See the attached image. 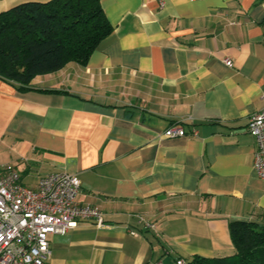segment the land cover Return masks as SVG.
<instances>
[{
  "label": "crops",
  "instance_id": "0c3cea01",
  "mask_svg": "<svg viewBox=\"0 0 264 264\" xmlns=\"http://www.w3.org/2000/svg\"><path fill=\"white\" fill-rule=\"evenodd\" d=\"M49 1L0 0V14ZM100 2L113 31L85 65L28 90L0 77V166L33 190L74 174L78 204L102 212L101 227L50 236L48 264L233 255L232 221L264 226L248 130L264 107V0ZM172 126L186 136L167 139Z\"/></svg>",
  "mask_w": 264,
  "mask_h": 264
},
{
  "label": "trees",
  "instance_id": "16d2710c",
  "mask_svg": "<svg viewBox=\"0 0 264 264\" xmlns=\"http://www.w3.org/2000/svg\"><path fill=\"white\" fill-rule=\"evenodd\" d=\"M113 31L100 0L27 2L0 14V77L28 90L39 75L67 64L85 65ZM235 253L195 257L186 264H264V226L246 220L229 225Z\"/></svg>",
  "mask_w": 264,
  "mask_h": 264
},
{
  "label": "built area",
  "instance_id": "2783aa9c",
  "mask_svg": "<svg viewBox=\"0 0 264 264\" xmlns=\"http://www.w3.org/2000/svg\"><path fill=\"white\" fill-rule=\"evenodd\" d=\"M225 63L231 64L230 60ZM248 130L257 144L254 168L264 181V107L253 114ZM164 136L175 139L186 136V132L183 127L172 126ZM80 191L81 181L74 174H47L33 190L22 183L13 165L0 166V264H48L50 236L66 235L81 222L91 221L101 227L102 212L78 204ZM177 264L186 263L179 260Z\"/></svg>",
  "mask_w": 264,
  "mask_h": 264
}]
</instances>
